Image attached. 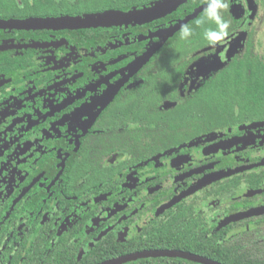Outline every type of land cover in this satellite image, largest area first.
<instances>
[{"label": "flooded vegetation", "instance_id": "obj_1", "mask_svg": "<svg viewBox=\"0 0 264 264\" xmlns=\"http://www.w3.org/2000/svg\"><path fill=\"white\" fill-rule=\"evenodd\" d=\"M185 2L0 0V264H264V109L232 98L255 30ZM205 10L220 34L186 28Z\"/></svg>", "mask_w": 264, "mask_h": 264}, {"label": "trees", "instance_id": "obj_2", "mask_svg": "<svg viewBox=\"0 0 264 264\" xmlns=\"http://www.w3.org/2000/svg\"><path fill=\"white\" fill-rule=\"evenodd\" d=\"M161 0H130L132 4L138 6L141 4H147V3H157ZM211 0H187L182 6L192 8L194 6H199L204 3H207ZM253 3L255 8L252 10L249 6V12H250V18L252 19L254 16L258 14V12L263 11L264 12V0H249ZM225 7V5H222V0H216L214 3H212L207 11L214 9V8H222ZM203 11L198 17L194 20H192L187 26L190 29L188 30L192 34L195 33L194 25H197L201 23L202 25L208 26L207 31L209 30V27L211 28L212 24H217V32L220 34L222 32L221 26H225L227 21V11L224 10L223 16L218 15L216 21L212 20L209 16V12ZM221 14V13H220ZM196 17V16H195ZM194 17V18H195ZM206 31L202 30V33H205ZM243 50V51H242ZM241 54H244L246 57L249 58V60H246L245 62H241L240 69H237L235 71L234 76V83L235 88H248L249 92L246 95H240L237 94L235 96L229 95L227 93H219L217 97H221L220 103L227 104L229 102L230 96L234 100H239V103L246 104V109L248 111H251L253 109L261 108L264 109V51L261 53L257 50L256 44H255V36L254 31H251L247 38L244 39L241 47ZM237 53H234L236 55ZM263 60H262V59ZM248 73V78L245 81L244 85L242 84V80L245 79V74ZM223 90H228L227 87L223 88ZM213 96H208V98H212ZM227 113V111H223L222 114Z\"/></svg>", "mask_w": 264, "mask_h": 264}, {"label": "water", "instance_id": "obj_3", "mask_svg": "<svg viewBox=\"0 0 264 264\" xmlns=\"http://www.w3.org/2000/svg\"><path fill=\"white\" fill-rule=\"evenodd\" d=\"M186 0H161L157 3L152 4L151 6L145 7L143 9H138V10H133V11H129V12H125L122 14H118L115 16H108L105 18H100L99 22L102 23H106V20H112V21H120V20H132V18H154V17H159L162 15H165L173 10H175L179 5H181L183 2H185ZM216 0H211L205 4H202L198 7H196L194 9V12L192 13V15L190 17H188V19H190L191 17L196 16L201 10L209 7L212 3H214ZM250 6H252V2H250ZM5 23H10V21L5 22ZM183 22H179L178 24H176L175 26H172L170 28H168L166 30V35L165 38L171 36L173 34L174 31H176ZM82 24V23H79ZM240 43V39L235 40L231 45H230V50L234 49L236 47V45H238ZM160 46V43L155 45V47H153L152 49H150L142 58V61H144L148 56H150L155 50L156 48H158ZM190 192V191H189ZM180 198V197H178ZM156 253H161V254H170V255H174V256H181V257H187L190 259H195V260H199V261H203L202 258H200L199 256L193 255V254H187V253H183V252H151V251H146V252H141V253H134L131 255H127V256H123L102 264H114V263H118L121 261H125L131 258H136L138 256H145V255H155ZM209 264H219V263H213V262H208Z\"/></svg>", "mask_w": 264, "mask_h": 264}, {"label": "rangeland", "instance_id": "obj_4", "mask_svg": "<svg viewBox=\"0 0 264 264\" xmlns=\"http://www.w3.org/2000/svg\"><path fill=\"white\" fill-rule=\"evenodd\" d=\"M224 2H230L229 9L232 15L235 18H243L244 22H246V18L249 12V0H222ZM255 8L254 5L251 6L253 10ZM252 26V29L255 30V44L257 50L259 52L264 51V12L260 11L256 16L251 19L249 23Z\"/></svg>", "mask_w": 264, "mask_h": 264}]
</instances>
